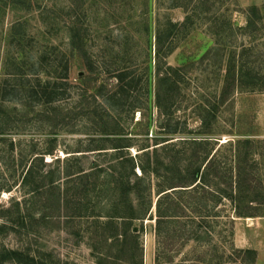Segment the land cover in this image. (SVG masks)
<instances>
[{
    "label": "rangeland",
    "instance_id": "rangeland-1",
    "mask_svg": "<svg viewBox=\"0 0 264 264\" xmlns=\"http://www.w3.org/2000/svg\"><path fill=\"white\" fill-rule=\"evenodd\" d=\"M250 7L257 8L260 19L255 28L247 29ZM184 21L185 26L165 41L164 48L174 46L172 53L160 58L163 70L181 68L173 123L187 136L218 142L217 157L223 162L232 154L225 142L252 141L257 162L254 176L264 190V0H0V88L12 78L15 63L26 75L29 66L36 64L39 69H34L42 78L49 72V76L63 77L67 64L68 77L66 95L52 107L62 113L58 118L46 119L45 108L39 105L24 108L16 101L0 100L4 113L0 127L5 130L0 134V184L12 188L1 190L0 208H10L21 197L26 200L20 209L22 219L15 208L4 213L9 223L3 234L0 231V250L23 249L35 257L34 264L39 260L46 264H264L262 206L254 211L256 217L244 219L235 217L227 201L197 213L188 208L175 215L180 217L171 219L158 236L153 203L143 223H134L142 248L138 249L135 242L122 238L105 242L91 236L89 221L65 219L73 215L75 205L59 208L53 202L58 191L32 195L33 184L20 186L32 155L54 146L53 155H45L44 163L56 168L57 157L62 160L71 152L97 146L91 140L102 137L97 128L103 125L132 144H139L143 131H149L148 137L158 132L162 116L153 99L149 104L145 86L132 90L125 102L112 103L117 111L103 121L94 118L95 111L102 110L98 106L102 98L92 95L101 86L103 94L115 91L114 76L121 71L137 80L150 77L154 83L155 35L158 31L167 34L169 23ZM72 29L82 38V52H71ZM41 57L48 59L42 70ZM52 62L58 65L56 72ZM230 62L235 71L249 69L245 85H237L232 74L226 80ZM134 105L142 114L130 109ZM10 115L16 119L11 121ZM62 116L67 119L60 124ZM128 153L133 156L135 148ZM74 155L80 160L71 162L72 170L95 165L106 169L113 163L95 151ZM60 184L63 194L66 184ZM253 186V191L258 189ZM99 206L91 203L93 210ZM102 207L105 216L109 208ZM237 250H252L255 256H239Z\"/></svg>",
    "mask_w": 264,
    "mask_h": 264
},
{
    "label": "trees",
    "instance_id": "trees-1",
    "mask_svg": "<svg viewBox=\"0 0 264 264\" xmlns=\"http://www.w3.org/2000/svg\"><path fill=\"white\" fill-rule=\"evenodd\" d=\"M248 13L250 17L247 18L245 28H255L256 20L260 19L258 10L256 7H250ZM185 22L169 23L167 34H162L160 31L156 33L154 83L150 77L144 81L137 80L134 76L129 77V73L121 71L114 76L115 91L103 94L101 86L92 95L93 99L102 98V105H98L102 110L95 111L94 118L98 117L99 121H103L104 116L112 119L110 113L117 111L112 105H119L121 101L125 102L124 100L129 99L132 90L145 86L149 104L153 99L154 108L162 116V122L157 126L158 132H152L148 137L149 131H143L140 134L139 144H132V140L119 138L115 130H107L106 125H103L97 128V132L102 137L91 140L92 143L97 144L94 148L71 152L72 155L62 160L57 157L53 161L57 167L52 169L53 164L44 163L45 155H53L54 146H51L49 150L32 155L29 163L24 167L20 186L27 187L33 184L29 188L32 195L39 192L42 195L47 190L54 195L58 191L54 195L53 202L59 208L61 205L67 208L71 203L75 205L73 215L65 216V219L89 221L87 222L88 233L91 236L101 237L105 242L113 238H122L124 242L128 240L135 242L140 249L139 230L134 223H143L153 203L158 236L161 229L172 221L171 219L180 217L175 215L184 214L188 208L197 213L198 210L212 209L218 203L227 201L233 207L235 217L244 219L256 217L254 211L261 206L264 207L262 183L255 178L257 176H254L253 167L257 166V162L252 152V141L225 142L224 144L232 149V154L227 162L226 160L223 162L217 157V151L221 147L217 145L218 142L207 137L187 136L183 128L173 123L172 107L176 95L181 90L179 80L181 68L167 67L163 70L160 58L172 53L174 46L170 44L164 48L165 41L168 37H172L179 27L185 26ZM262 25L261 30L264 35V25ZM15 26L17 25L14 24L12 28ZM70 37L71 52H82V38L78 32L72 29ZM46 60L48 59L45 57L40 58V70L47 65ZM53 65L56 72L58 65ZM13 66L15 70L10 75L12 78L4 80L1 85L0 100L16 101L24 108L39 105L45 108L43 114L49 120V117H60L62 113L60 111L56 113L58 109L54 110L52 107L67 93V64L63 67L65 69L63 77L55 74L49 76V72L45 78L38 76V70L34 69V67L39 69L36 64L29 66L30 73L27 75L21 73L18 63ZM234 67L231 62L228 63L226 80H229L232 74V80L237 85H245L244 79L250 73L249 69L240 67L238 71H235ZM250 84L255 86L254 82ZM130 109H137L142 114L139 106L134 105ZM1 114L4 113L0 110ZM10 119L13 121L16 115H10ZM64 119H67V116H62L58 123L62 124ZM4 132V127L1 126L0 134ZM105 143L111 144L105 146ZM131 148L136 150L133 156L128 153ZM93 151L99 155L108 156L113 163L106 169L95 165L90 169L79 167L72 170L71 162L80 160L74 158L78 157L74 155L75 153ZM59 165L64 167L59 169ZM0 179L3 181L1 174ZM61 182L66 184V192L63 194L60 193ZM255 184L258 189L253 191ZM2 189L10 192L12 188L0 184V192ZM25 202V198L21 197L13 201L10 206L16 209L19 219H22L20 209ZM92 202L99 204L100 208L93 210ZM105 205H108L109 210L105 216H102V209L106 208L101 206ZM10 208H0L2 234L9 223L4 213L9 212ZM41 219L44 220V217L42 216ZM195 233L193 231L194 235ZM237 253L239 256H255L252 250H237ZM34 258L23 249L2 248L0 250V264L8 262L34 264ZM42 261L39 260L36 264H46Z\"/></svg>",
    "mask_w": 264,
    "mask_h": 264
}]
</instances>
